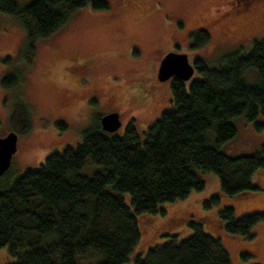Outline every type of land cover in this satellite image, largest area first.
Returning a JSON list of instances; mask_svg holds the SVG:
<instances>
[{
	"label": "trees",
	"instance_id": "1",
	"mask_svg": "<svg viewBox=\"0 0 264 264\" xmlns=\"http://www.w3.org/2000/svg\"><path fill=\"white\" fill-rule=\"evenodd\" d=\"M88 5L109 9L105 0H34L27 6L0 0V12L21 20L29 50H35L37 41ZM190 37L192 49L204 48L212 38L205 30ZM194 67L201 78L189 87L172 80V106L147 129L144 140L134 121L120 136L105 132L100 119L84 131L76 148L49 155L39 168L0 188V250L8 248L15 259L10 264H78L79 255L93 250L103 259L99 264H125L133 253L134 264H231L222 239L208 234L204 224L222 237L251 239L264 221L263 212L237 218L227 207L218 217L194 220L193 234L179 240L168 233L181 226V219L154 234L164 241L146 252L136 249L142 232L166 214L165 206L205 189L199 171L214 172L220 179V190L204 201L207 208L226 196L249 199L261 193L252 178L264 169V147L254 155L231 157L222 146L236 137L237 116L244 115L258 131L264 129V36L248 54H230L218 66L197 59ZM249 68L259 75L254 86L245 80ZM19 80L18 73L9 74L3 86L13 89ZM30 116L26 105L17 104L10 117L13 132L28 133ZM58 127L67 129L63 122ZM88 159L99 167L93 177L81 173Z\"/></svg>",
	"mask_w": 264,
	"mask_h": 264
},
{
	"label": "rangeland",
	"instance_id": "2",
	"mask_svg": "<svg viewBox=\"0 0 264 264\" xmlns=\"http://www.w3.org/2000/svg\"><path fill=\"white\" fill-rule=\"evenodd\" d=\"M16 1L27 6L34 0ZM105 1L109 4L107 10H94L91 5L77 9L61 29L37 41L35 50H29L21 20L0 12V138L14 131L10 117L17 104L27 106L32 124L28 133L19 136L18 150L0 177V188L27 170L39 168L49 155L76 148L84 131L112 112L118 113L122 122L114 135H124L134 121L144 140L147 129L172 106V79L160 82L158 78L160 63L168 53L186 54L191 64L202 59L210 66H218L230 54L250 53L254 42L264 36V14L254 11L236 18L229 12L231 0ZM222 7L227 8L223 13L231 18L213 22ZM198 30L208 31L211 42L204 48L192 49L190 36ZM14 73L19 74V83L6 89L4 77ZM200 78L195 72L187 87ZM245 80L249 86L256 85L257 70L249 68ZM75 90L79 96L65 95V91ZM59 122L67 129L61 130ZM233 124L237 135L222 146L224 153L239 157L262 151L264 129L258 131L244 115L235 117ZM211 143L214 144L213 136ZM98 169L88 159L81 173L93 177ZM198 176L205 182V189L165 206L166 214L158 215L142 232L138 251L146 252L158 241H164L159 236L154 238V234L174 227L181 219V226L168 233L177 235L179 240L193 234L194 220L218 217L227 207L234 209L237 218L264 213V169L252 178L261 189L259 196H226L210 208L205 207L204 201L220 190V179L214 172L199 171ZM124 200L130 205L129 195L125 194ZM204 230L222 239L231 264H264V221L254 228L251 239L222 237L209 224H204ZM244 254L249 257L243 259ZM135 256L136 253L131 254L125 264H134ZM102 260L94 250L77 257L78 264H99ZM14 261L8 248L0 250V264Z\"/></svg>",
	"mask_w": 264,
	"mask_h": 264
},
{
	"label": "water",
	"instance_id": "3",
	"mask_svg": "<svg viewBox=\"0 0 264 264\" xmlns=\"http://www.w3.org/2000/svg\"><path fill=\"white\" fill-rule=\"evenodd\" d=\"M194 74L195 67L194 64L190 63L188 55L170 52L161 61L158 78L160 82L173 78L188 82ZM100 122L103 130L112 134L120 130L122 126L120 115L116 112L103 116ZM17 143L18 135L15 132H11L6 137L0 138V177L11 166L13 156L18 149Z\"/></svg>",
	"mask_w": 264,
	"mask_h": 264
},
{
	"label": "flooded vegetation",
	"instance_id": "4",
	"mask_svg": "<svg viewBox=\"0 0 264 264\" xmlns=\"http://www.w3.org/2000/svg\"><path fill=\"white\" fill-rule=\"evenodd\" d=\"M229 7H230L229 12L230 13L233 12V14H235L234 17H236V18L247 17L254 11H257V12L264 14V0H231V2L229 3ZM218 10H219L218 12H220V13H219V15H217L214 18L213 22H216V23L220 22L221 20H223L222 18H226V20L231 18V17L227 16V14L223 13L225 10H227V8L223 9V7H222V8H219ZM219 16H221V17H219ZM74 92L75 93L65 91V95L69 93V95H71L73 97L79 96L77 94V93H79L78 90H75Z\"/></svg>",
	"mask_w": 264,
	"mask_h": 264
}]
</instances>
